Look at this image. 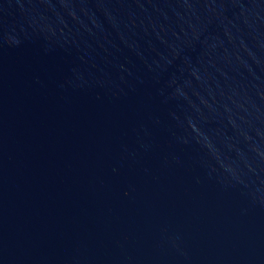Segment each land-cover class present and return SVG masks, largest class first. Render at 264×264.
<instances>
[{"label":"water","instance_id":"95a60500","mask_svg":"<svg viewBox=\"0 0 264 264\" xmlns=\"http://www.w3.org/2000/svg\"><path fill=\"white\" fill-rule=\"evenodd\" d=\"M0 264H264V0H0Z\"/></svg>","mask_w":264,"mask_h":264}]
</instances>
